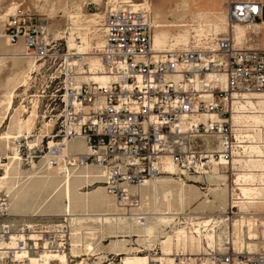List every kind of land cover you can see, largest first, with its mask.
Returning a JSON list of instances; mask_svg holds the SVG:
<instances>
[{
  "label": "built area",
  "instance_id": "obj_1",
  "mask_svg": "<svg viewBox=\"0 0 264 264\" xmlns=\"http://www.w3.org/2000/svg\"><path fill=\"white\" fill-rule=\"evenodd\" d=\"M263 9L261 0H229L228 18L231 24L263 23ZM0 19V38L8 37L12 45L23 40L27 56L43 59L52 67L59 43L48 33L44 19L21 8ZM103 24L105 44L99 54L108 81L81 85L70 81L62 86L55 75L50 77L56 91L52 111L62 107L56 122L58 131L46 145L52 154L47 159L50 164L57 165L65 140L82 138L88 151L68 158V163L98 168L106 192L129 214L141 208L140 190L149 180L170 175L164 167L167 160L173 161L183 178L187 174L207 175L215 166L225 173L234 170V155L243 148L230 121L232 97L235 93L264 92V48L237 45L233 35L226 33L215 47L205 44L155 50L151 11L143 6L135 8L131 2L110 7ZM208 74L212 79L206 81ZM202 114L218 118L192 121L193 116ZM210 137L215 141L204 143ZM16 142L26 160L46 155L42 143L41 147L29 144L26 137ZM7 160L0 158V177ZM9 213L10 198L0 191V243L20 230L24 234L14 248L0 246V264H47L46 252L70 251L72 225L68 216L53 227L38 228L32 238L28 225L16 231V224L8 220ZM144 215L140 217L144 219ZM19 252H26V256L18 257ZM29 254L35 255L36 262H31ZM195 258L196 264H264V249L211 250ZM175 264L191 263L178 256Z\"/></svg>",
  "mask_w": 264,
  "mask_h": 264
},
{
  "label": "bare ground",
  "instance_id": "obj_2",
  "mask_svg": "<svg viewBox=\"0 0 264 264\" xmlns=\"http://www.w3.org/2000/svg\"><path fill=\"white\" fill-rule=\"evenodd\" d=\"M110 1L113 6L121 2H131L135 8L143 6L149 10L152 9L148 0L142 3H136L133 0ZM188 6L189 0H181L175 6H171V12L187 10ZM18 9L14 2L8 7L5 15L0 16L3 18L6 15L14 14ZM225 9H227L226 6ZM222 10V13H219L216 18L210 19L204 18L205 13L200 11L197 23L185 24L182 22L178 26L180 27L179 31L172 33L170 31L172 26L168 25L165 19L166 13L162 9H156L153 15L155 27L154 49L163 51L205 44H211L212 47H215L217 39L222 33H231L237 45L248 43V46L253 48L255 46L253 40L255 36L261 34L259 28L264 25V22L258 24H231L228 11ZM80 15H83V13ZM184 17V14L179 16L182 20H184ZM74 20L75 22L81 21V17L77 16ZM103 21L104 15L96 13L84 25L86 32H77V38L74 36L73 31L70 33L68 39L70 52L66 63L68 66L77 67L78 72L72 78L73 84L81 85L80 81L77 80L83 74H86L84 78L90 81L101 84L108 81V75L105 72V65L101 56L98 51H94V48L100 50L105 44L104 24L100 27ZM79 27L77 26L78 29ZM192 32L195 33V41L197 42L190 46ZM58 35H62V33ZM23 51L22 46L19 49L16 48L15 51L0 46V66L9 58L15 59L11 67L14 73L7 79L5 90L0 98V158L2 155L9 158V162L4 164V172L0 177V191L6 189L7 193L13 194V202H10L12 213H9V216H24L22 212L29 209L36 212L33 213V216H37L43 208L50 210L58 205L60 211H63L62 215L68 216L72 225L70 252L53 254L46 252L45 260L47 264H71L72 257L79 258L75 264H91L88 262L89 256L95 255H98L97 257L100 259L98 264H101L107 256L102 255L105 247L101 246V243L97 244L95 242L99 233H101L102 238L105 237V234H109L112 239L114 238L109 248L106 249L121 258L119 264H175L178 256L185 263L189 260L191 264H196L195 256L208 254L211 250L223 251L229 248L228 245H231V249L235 252L244 250L249 252L259 251V246L262 244L260 232L264 235V229L261 230V226H264V220L259 218L264 214V150L257 139L264 140V92L235 93L232 97L233 115L231 114V122L234 126L236 138L243 148L242 151H237L234 155L233 165L236 176L233 187L230 186L231 195L236 196L232 197L231 203H233V208H238V218L233 219L225 215L227 213L224 209L228 202L227 180L226 175H223V171L217 166L208 172L210 192L205 191L203 193L205 197L203 201L204 204H209L212 208H218L221 212L214 217L211 216L202 220L198 217L197 212L187 213L186 207L193 201L192 190L199 187L188 184L183 177L175 176L179 173L172 160H167L164 165L170 175H163L149 180L144 192L146 204L144 203L143 206L142 203L139 210L129 214L114 200L115 198L113 199L105 194L104 185H98L90 196L89 191H82V182H88L90 178L97 177L99 178L97 182H102V179H100L102 178L101 172L98 175L93 167L91 169L93 165L75 167L74 169L78 170L77 173H72V169L69 167L68 158L88 151L82 138L65 140V146L60 149L56 157L57 165H52L50 160H47V174L41 176L26 190L16 191L18 186L14 179L22 174L20 162L22 157H20L16 140L21 137L28 139L32 137L40 108L38 101L35 99L29 115L22 117V109L26 110V107L22 105L23 103L18 107L16 106V97L19 96V91L29 85V79L32 77L33 72L42 65L40 63L41 59L26 56L27 53ZM23 58H27L25 66H23L22 61H18ZM83 65L88 66L86 71H84ZM211 79L212 75L208 74L206 81ZM223 81H225V77H223ZM234 102L237 104L235 111ZM209 118L215 119L218 117L215 114H202L193 116L192 121H207ZM7 120H10L11 123L8 126L9 129L4 131L2 128ZM239 123H243L242 126ZM53 126L54 120L51 119L45 123V131ZM46 136L48 135L46 134L43 137ZM29 144L32 143L29 141ZM71 150L76 152L72 153ZM51 155L47 154L46 158L49 159ZM240 164L241 169H238ZM36 166V163H34L33 169L35 170L30 173L29 178L36 175L38 168ZM59 173H64L63 179L60 180L63 182V189L60 186L61 182H58ZM150 200H152L153 206L150 205ZM149 205L152 207L150 212L148 211L150 209ZM90 208H92V211ZM140 214L147 215H144L145 218L143 219ZM182 215L185 221L181 225ZM197 218L199 219L197 220ZM91 222L99 223V227L88 226L87 223ZM170 226L171 230L167 231V227ZM35 227L28 224V228H30L29 235L32 238L36 237L37 229ZM20 236H24L21 230L14 233L12 238L2 241L0 246L2 248H14ZM84 236L89 239L84 240ZM134 237H138L136 241L142 243V245L144 244L150 250H152L153 244L158 242L160 252L141 254L142 250L134 247ZM25 256L26 252L18 253L20 258ZM27 257L31 262H36L35 255L29 254Z\"/></svg>",
  "mask_w": 264,
  "mask_h": 264
},
{
  "label": "rangeland",
  "instance_id": "obj_3",
  "mask_svg": "<svg viewBox=\"0 0 264 264\" xmlns=\"http://www.w3.org/2000/svg\"><path fill=\"white\" fill-rule=\"evenodd\" d=\"M133 1L136 3L145 2V0H133ZM148 1H150V3H151L152 9L150 11L152 13V16L154 15V11L156 9H162L164 11V13H166L165 19L167 21V24L168 25L170 24L172 26V27H170L171 28L170 31L172 33H177L180 29V27H178V26H180V24H182V22L185 24L197 23V21H198L197 17H198V13L200 11L205 13L204 18H206V19L216 18V16H218L219 13H222L221 12L222 9H223L222 11H226V10L228 11V1L229 0H189L188 9L184 10V11L180 10L179 12H171V6H175L176 3L180 2L181 0H148ZM261 1L264 3V0H261ZM14 2L18 6V8H21L22 10L34 15L37 18L44 19L46 22L47 30H48L50 36L52 38H54V40L57 43H59V50L57 52L58 57L55 60H53L52 67L48 68V63L46 61H44L43 59H41L40 63H42V65L38 68V70L33 72L31 80H29V85L26 87H23L18 93L19 96L16 97V106L18 107L23 103L22 105H24L26 107L25 108L26 110L22 109V117L28 116L29 112L31 111V109L33 107L35 99H36V101H38L39 107H40L39 113H38L39 116L37 118L36 128L33 130L32 137L29 138V141L31 143H34V142L38 143L40 147L42 146L41 145V143H42L43 145H45L46 155L47 154L50 155L51 154L50 150H48L46 147L47 141L52 140V136L55 133H57V131H58V124H56V122H57V119H58L59 114H60L61 109H62V107L60 106L58 109L56 108L54 111H52L53 108L56 106V103L54 102V99H53L56 91H55L54 84L51 85V83H50V77L52 75L53 76L55 75L58 78L57 80H60V85H62V86L65 83L72 81L73 76L76 75V73L78 71H77V67L68 66L66 63V60L68 58L67 55L70 52L69 46H68V39L70 37V33L73 31L74 36L77 38L78 37L77 32H86V28L84 25L87 24L88 19L96 13H101L102 15H105L106 11L111 6H113V4L111 5L112 2L110 0H0V15H3L4 13H6V11L8 10V7L10 5H12ZM225 6L227 9H225ZM79 12H81V13H79ZM82 13H83V15H80ZM75 14H77V15H75ZM84 14L87 16H85ZM181 14H184V16H185L184 20L179 18V16ZM72 15H74L73 18H72ZM77 16L81 17V21L75 22L74 19H76ZM102 25H103V22L101 23L100 27ZM77 26H80L79 27L80 30L77 28ZM1 30H2V27L0 24V32H1ZM77 30H79V31H77ZM259 30L261 31V34L255 36V38L253 40L255 46L253 48H255V47L264 48V25H262L259 28ZM60 33H62V35H58ZM223 34H226V33H222V34H220V36ZM62 36H65V37L62 39L61 38ZM196 42L197 41H195V33L192 32L190 35L189 45L191 46V45L195 44ZM0 46H2L3 48H6L8 50H11V51H15L16 48L19 49L22 46L24 48L23 52H25V53L27 52V49L23 43V40H21L19 45H12V44H10L8 37H1L0 38ZM96 49L94 48V51L99 52V50H96ZM14 61H15V59L9 58V59L5 60V62H4L5 65L3 64L2 66H0V69L2 68L0 70V98L2 97L3 91L5 90V83H6L7 79L9 77H11L14 73L13 68H11ZM18 61H20V62L22 61L23 62L22 64H24L23 66H25L27 58L19 59ZM83 66H84V71H86L88 66H85V65H83ZM84 75H86V74L80 75L79 76L80 78H78V80H77V81H80V84H86V83L92 82V81L84 78ZM25 89H26V92H25ZM62 92H63V90H62ZM57 102L59 104L61 101L59 99H57ZM236 107H237V104L234 102V111L236 110ZM232 115H233V110H232ZM51 119L54 120V126L50 127L48 131H45L46 129H45L44 125L46 122L50 121ZM230 121H232V116H231ZM10 123H11V121L7 120L6 123L4 124V127L2 128V130H4V131L8 130L9 129L8 126L10 125ZM239 124L242 126L243 123L242 124L239 123ZM263 133H264V131H263ZM46 134L48 136L43 137ZM37 138H39V139H37ZM36 140L39 142H37ZM74 140H76V139H74ZM203 141H204V143H206L208 141L214 142L215 138L210 137V138L205 139ZM257 141H259V144H261V146L263 147V150H264V140L257 139ZM83 142H84V140H83ZM84 145H85V142H84ZM25 152H27L26 149H25ZM71 152L75 153L76 151L71 150ZM46 155L42 154L41 157L36 158L34 160H30L28 158H27L28 160H26V156L24 155L20 159L22 174L20 177L18 176L16 179H14V182L16 181L17 186H18L16 191L26 190L35 181L39 180L41 176H44L47 174V168H46L47 167V158H46ZM2 156L6 157V155H2ZM44 160H46V161H44ZM7 162H9V160H7ZM34 163H36V165L38 166V168L36 170V175L33 178H29L30 177L29 175H31L30 173L33 172V170H35V169H33ZM238 166H239L238 169H241L240 168L241 164ZM69 167L72 169V173H75V172L77 173L78 170H76L74 168L78 167V166H71L69 164ZM92 167L97 172V174L99 175L100 174L99 169L95 168V166H91V169H92ZM235 172H236L235 169L226 173V174H225V172H223V173L221 172L223 175H226L227 187H228V189H227L228 202L226 203L225 209H224V211H226L227 214H225V215L230 217V218H233V219L239 217L238 213H237L238 208H233L232 207L233 203H231V199L235 195H231L230 186L233 187V181H235V176H236ZM63 174L64 173L58 174V179H59L58 182H61L60 180L63 179ZM207 176H208V174L207 175L187 174L186 177H184V180L188 184H193V185H196L199 187V188L192 190L193 193L192 192L191 193L193 196V201L194 200L195 201L194 202L192 201L187 205L186 212L187 213L197 212L198 217L201 220L209 218L211 216L214 217V216H216V214L221 212L218 208H212L209 204H204L203 200L205 197H204L203 193L205 191L210 192L209 187H208L210 183H209ZM177 177H179V175ZM98 179L99 178H97V177L96 178H90V181L82 182V186H81V187H83L82 191H84V192L89 191L90 192L89 196L92 195L94 193V192L92 193V191H94L98 187V185H104L102 182H97ZM100 179H102V178H100ZM147 185L148 184H146V186L141 188V194H142V198H143V206H144V203L146 204V201L144 199V192L146 190ZM60 186L62 187L61 189H63V182H61ZM1 191L6 193L9 196L10 202H13V194L7 193L6 189H2ZM195 191H196V193H195ZM104 192L106 195H108L109 197L114 199V197L109 195L105 189H104ZM196 195H197V198H196ZM211 195H212V193H211ZM229 200H230L231 204L229 203ZM151 201L152 200H150V202ZM151 204L153 206L152 202L150 203V205ZM150 205H149L150 209L148 210L149 212H150V210H152V207ZM11 208L12 207L10 205V214L12 213ZM90 210L92 211V208H90ZM33 213H36V212H33L29 209L28 211L22 212V214H24V216H11L10 218H8V220H11L16 224V231H18L19 228H21L22 226L28 225V224H32V225L36 226L35 229L42 228L44 226L45 227H53L56 223H59L63 219V215H62L63 211L62 212L60 211L59 205L56 208H51L50 210L43 208V210L38 212L37 216H33ZM58 214H59V216H58ZM181 217H182V219H181L180 224L182 225L183 222L185 221V219L183 218L184 217L183 215ZM199 218H197V220ZM259 218L264 220V214L261 215ZM177 221H179V220H177ZM87 225L99 227V223H96V222L87 223ZM263 229H264V226L262 225L261 230H263ZM170 230H171V226L167 227V231H170ZM260 236H261L262 244H260V246H259V251H262L264 249V235H263V233L260 232ZM88 239L89 238L87 236L86 237L84 236V240H88ZM113 239L111 237H109V234H107V235L105 234L104 238L101 237V233H99L97 235L95 242L97 244L101 243V246L105 247L104 253L102 255L107 256L103 259V262L101 264H119L120 263L121 258L119 256H117L114 252L110 251L109 249H106V248H109L110 243L112 242ZM133 239H134V241H133L134 247L140 248L142 250L141 254H143V255L149 254V253L160 252V245L158 242L154 243L153 246L151 247L152 250H150L144 244L142 245V243H139L138 241H136L138 239V237H134ZM228 246L231 249V245H228ZM225 250L227 251V248ZM225 250H223V251L219 250V251L220 252H226ZM97 256L96 255L95 256H89L90 259L88 260V262L91 264H98L100 259ZM84 257H87V256H84ZM78 259L79 258L72 257L73 261L71 262V264H75Z\"/></svg>",
  "mask_w": 264,
  "mask_h": 264
},
{
  "label": "crops",
  "instance_id": "obj_4",
  "mask_svg": "<svg viewBox=\"0 0 264 264\" xmlns=\"http://www.w3.org/2000/svg\"><path fill=\"white\" fill-rule=\"evenodd\" d=\"M263 22H264V9H263Z\"/></svg>",
  "mask_w": 264,
  "mask_h": 264
}]
</instances>
